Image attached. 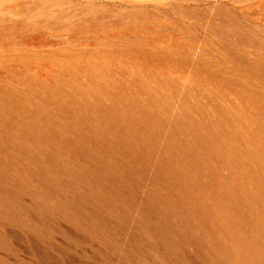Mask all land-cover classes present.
<instances>
[{
    "label": "rangeland",
    "instance_id": "obj_1",
    "mask_svg": "<svg viewBox=\"0 0 264 264\" xmlns=\"http://www.w3.org/2000/svg\"><path fill=\"white\" fill-rule=\"evenodd\" d=\"M0 264H264V0H0Z\"/></svg>",
    "mask_w": 264,
    "mask_h": 264
}]
</instances>
